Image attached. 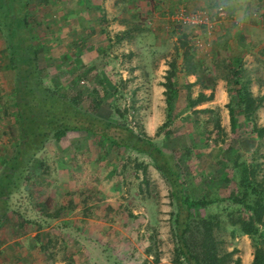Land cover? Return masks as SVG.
Wrapping results in <instances>:
<instances>
[{
  "label": "rangeland",
  "instance_id": "rangeland-1",
  "mask_svg": "<svg viewBox=\"0 0 264 264\" xmlns=\"http://www.w3.org/2000/svg\"><path fill=\"white\" fill-rule=\"evenodd\" d=\"M66 1L68 5L73 2ZM155 2L133 0L129 9L134 12L132 19H127L126 8L120 5L118 26L114 25L113 10L91 8L82 13L74 9L66 14L63 0H30L27 21L34 43L40 46L41 77L51 89L67 87L69 96L79 92L82 108H96L99 102L102 117L141 129L150 138H188L182 147H167L178 164L186 195L192 199L237 198L232 168L240 164L236 159L228 161L221 153L234 154L228 138H237L239 130L230 132L229 117L224 124L220 107L210 108L205 103L188 107L186 96L193 99L196 94L176 89L188 87L177 72L186 67L200 71V88L207 82L205 87L213 90L216 81H222L226 100L223 112L227 116L228 102L235 111L241 110L235 97L239 86L230 82L235 74L241 83L247 82L248 91L254 81L257 93L253 96L249 91L251 97H263L264 0H158L160 4L152 8ZM168 6L173 8L171 15ZM153 9L162 11L164 19L159 28L152 25ZM218 10L225 18L213 26L210 34L204 27L197 29L174 19L180 12L213 16ZM127 27L136 34L138 44H161L159 54L164 67L160 60V84L173 64L175 99L169 118L165 104L160 105L162 94L146 87V62L131 59V55L144 52L129 51ZM4 59L0 38V161L10 153L14 141L9 107L13 76ZM205 72L212 74V80L203 79ZM106 83L109 89L117 90L113 97L104 94ZM258 103L263 107L264 99ZM255 111L248 122L239 112L236 129L242 124L248 129L254 126ZM196 140L202 151H217V155L206 157L200 153L194 158L191 150L197 149ZM165 141L169 146L171 140ZM216 141L222 147L216 146ZM101 142L97 136L71 132L57 143H45L36 154L41 164L36 165L35 159L7 199V214L0 220V264H174V205L166 181L146 157ZM65 162L68 164L64 167ZM82 164L83 168L75 169L73 174L70 167ZM142 166H146L144 174ZM80 175L88 189L71 187V178L79 181ZM254 176L262 181L256 172ZM221 204L230 209L219 211L215 205L208 208L222 221V228L215 231L222 242L220 248L226 252L236 250L229 264L236 259L238 264H251L250 239L238 232L232 237L228 228L230 221L239 225L238 219L249 224V214L231 203ZM198 213L203 215L202 211Z\"/></svg>",
  "mask_w": 264,
  "mask_h": 264
},
{
  "label": "trees",
  "instance_id": "trees-1",
  "mask_svg": "<svg viewBox=\"0 0 264 264\" xmlns=\"http://www.w3.org/2000/svg\"><path fill=\"white\" fill-rule=\"evenodd\" d=\"M29 7L30 0H0V38L4 43L5 67L13 76L9 107L12 110L11 127L14 138L10 153L0 161V220L7 214V199L17 190V181L22 174L28 172L27 169L30 170L37 159L36 154L44 149L45 143L49 140L57 143L68 133L83 132L97 136L102 140L101 143H109L143 155L166 181L168 196L174 205V264H229V258L231 259L236 250L233 248L226 252L220 248L222 242L216 237L215 231L222 228V221L218 213L208 212L212 205L219 211L226 212L230 207L222 205L223 202L231 203L249 214L247 225L242 224V219L237 220L239 225L230 221L229 232L232 237L237 232L246 235L253 247L251 264H264V247H260L264 245V184L263 181L256 180L255 170L244 164L232 168L239 193L237 198L188 197L181 184L178 164L171 152L162 151L141 129L134 130L126 124H118L102 117L98 110L99 102L96 108H82L79 92L69 96L65 92H68L67 87L55 90L44 84L39 68L40 46L34 43L27 21ZM184 71L189 73L195 70L186 67ZM174 75L175 70L171 63L161 84L167 118L171 115L175 99L172 82ZM236 75L230 82L239 86L235 97L241 110L235 111L229 102L226 105L231 133L237 128L236 115L240 112L248 122L249 116L259 107L258 102L264 99V96L251 97L247 82L241 83ZM105 86L104 94L113 97L117 90L109 89L107 83ZM212 98V93L207 96L197 93L193 99L187 95L186 104L193 107ZM113 110H117L116 106H113ZM249 129L257 138L264 137V126L252 125ZM40 164L37 159L36 165ZM145 169L146 166H142L143 174ZM229 211L228 215L231 213ZM238 262L236 259L232 264Z\"/></svg>",
  "mask_w": 264,
  "mask_h": 264
},
{
  "label": "crops",
  "instance_id": "crops-1",
  "mask_svg": "<svg viewBox=\"0 0 264 264\" xmlns=\"http://www.w3.org/2000/svg\"><path fill=\"white\" fill-rule=\"evenodd\" d=\"M64 2V8H65V13L66 14H72L73 10L76 9L77 11H82V13H84L85 9H91L93 8L94 10H100L101 9H107L109 11H115V14L112 16V18H114V25H118V23H120L119 21V14L120 12H118V10L120 9V5H123L121 7H125L126 8V12L127 14V19H132L134 18V12L132 10H129L131 5V2L133 0H73V2L71 4L68 5V1L63 0ZM120 2H125V3H121ZM205 2L207 3L208 0H205ZM160 3L158 2V0H156V2L153 4L152 8H155V6L159 5ZM162 7V6H161ZM67 9V10H66ZM155 12H153V17L155 19H153L152 25L155 28H159L162 25L161 20L164 19L163 15L161 14L162 11L156 12L157 9H153ZM167 10L170 11L169 14H173V8H171V6L167 7ZM103 12V11H102ZM158 14V16H157ZM173 15L170 17V20H173ZM151 25V24H150ZM122 28V27H121ZM153 29V28H152ZM122 30V29H121ZM125 37L126 39V43L128 45H130V52L133 53L132 51H134V54L136 50H140L141 52H144V54L142 55H131V59L133 61L135 60H143L146 62V64H144L146 66V70L144 71V69H142L144 72L147 73L148 78H149V85H147L146 87L150 89V92H155L158 94H162L164 89L161 86L160 82L162 81V79L158 76L159 73V66L158 63L161 60L162 64L161 67L163 66V58L162 56H160L159 51L161 50L162 46L161 44H159L158 42L156 43H152V42H142L140 44H138L139 42L136 39V34L131 30V28H128L125 30ZM196 61V65L199 64V62L197 60ZM143 64V63H142ZM155 65H157V67L155 68ZM199 73L200 71H194V72H189L186 73L184 70L177 72V75L179 76V78L184 79V84L188 85V87H182L176 86V89H178L180 92L184 93L187 89L191 90L192 93L197 94V93H202L204 95H209L210 93L213 94V98L209 101H205L203 103H205L207 106H209L210 108H213L215 106L220 107L221 114L222 116L224 115L223 118V123H227L228 121V116L226 114H224L223 111H226L223 106L226 104V100H225V92H224V84L222 83V81H216V83L214 84V89L211 90L208 87H205L207 85H209V83L207 82H203L202 83V88H200L201 84L199 85L198 83V77H199ZM213 73V72H212ZM150 74V76H149ZM212 74L210 73H203V79L204 77H206V79H210L212 80ZM201 81V79H200ZM256 88L257 86L255 85L254 81H252V83H250L249 85V91L250 93L254 96L256 95ZM177 91V90H176ZM178 92V91H177ZM262 92H260L261 94ZM162 96V95H161ZM220 101V102H219ZM159 103V102H158ZM202 104V103H200ZM160 105H164V100L160 101ZM198 105V104H197ZM160 109H162L160 107ZM254 117H256V121L254 122L256 127H262L264 126V106L263 107H259L258 109H256L255 113L253 114ZM247 124V123H245ZM225 127V126H224ZM227 128V126H226ZM225 128V129H226ZM227 130V129H226ZM239 130L238 132V137L237 138H228V142L231 143L232 146V152L234 154H231L229 151H225L221 153V155H223V158H227L228 161H230V159H236L238 160L237 163L244 164L247 167L252 168L253 170H255V172L258 174V176L260 178H262L263 184H264V137L261 138H257L253 133H251V131L248 128L244 127V124H242L241 126L238 125V129H236V132ZM228 131V130H227ZM148 137H150V134L147 135ZM151 141L158 147H160V149L162 151H166L168 150L167 147H171V149H176L177 147H182L183 143H185L186 141L188 142V138H150ZM169 143L171 140L170 145L168 146V144H166V141ZM200 140H202V138H200ZM198 142L196 140V143L194 145V148L196 146L197 149L195 150H191L194 151V158H199L200 153H205L207 154L206 157H208L210 154L211 156L215 157L217 155V151H211V153H209L207 150L202 151L200 148V145H198ZM212 139L208 140V143H211ZM210 146V144L208 145ZM216 146L218 147H222L220 145V142L216 141ZM214 147V145H213ZM215 148V147H214ZM100 149L98 148V151ZM137 155V154H136ZM140 156V155H139ZM143 156V155H141ZM148 159V158H147ZM68 163H63V166H67ZM93 165V164H92ZM83 164L80 166H72L70 167V170L72 171V173L74 174V170L78 171L77 168H83ZM232 166V165H231ZM148 167V166H147ZM82 173L79 171V174ZM85 175H87L86 173H83ZM82 178V175H80L79 177V181L78 179L74 178V176L71 178V187L72 188H85L88 189L89 186H87L86 182H82L80 179ZM55 187V186H54ZM58 189V188H57ZM22 264H27V263H22Z\"/></svg>",
  "mask_w": 264,
  "mask_h": 264
},
{
  "label": "built area",
  "instance_id": "built-area-1",
  "mask_svg": "<svg viewBox=\"0 0 264 264\" xmlns=\"http://www.w3.org/2000/svg\"><path fill=\"white\" fill-rule=\"evenodd\" d=\"M224 18L225 16L222 11L218 10V12H216L213 16H208L204 12H197L190 15L180 12V14H177L174 19L180 21L183 24H191V26H195L197 29L204 27L206 34H210L213 26Z\"/></svg>",
  "mask_w": 264,
  "mask_h": 264
}]
</instances>
